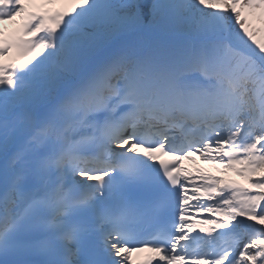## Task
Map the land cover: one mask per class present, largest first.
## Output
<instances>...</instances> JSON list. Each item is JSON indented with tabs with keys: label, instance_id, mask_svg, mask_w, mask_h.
<instances>
[{
	"label": "snow or ice",
	"instance_id": "1",
	"mask_svg": "<svg viewBox=\"0 0 264 264\" xmlns=\"http://www.w3.org/2000/svg\"><path fill=\"white\" fill-rule=\"evenodd\" d=\"M257 173L264 0H0V264H264Z\"/></svg>",
	"mask_w": 264,
	"mask_h": 264
},
{
	"label": "bare ground",
	"instance_id": "2",
	"mask_svg": "<svg viewBox=\"0 0 264 264\" xmlns=\"http://www.w3.org/2000/svg\"><path fill=\"white\" fill-rule=\"evenodd\" d=\"M194 159H195V165H198L199 164V165H201L202 168H204V165L202 163H205V164L207 163L206 161L201 160L199 156L194 157ZM210 168H211V170H215V169H219V166H217V165H210ZM244 176L248 178L247 174L244 175ZM244 176H242V177L244 178ZM256 179H258V178H256Z\"/></svg>",
	"mask_w": 264,
	"mask_h": 264
}]
</instances>
